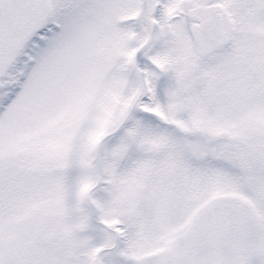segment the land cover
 <instances>
[{
    "label": "snow or ice",
    "instance_id": "snow-or-ice-1",
    "mask_svg": "<svg viewBox=\"0 0 264 264\" xmlns=\"http://www.w3.org/2000/svg\"><path fill=\"white\" fill-rule=\"evenodd\" d=\"M0 264H264V0H0Z\"/></svg>",
    "mask_w": 264,
    "mask_h": 264
}]
</instances>
